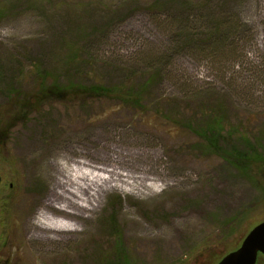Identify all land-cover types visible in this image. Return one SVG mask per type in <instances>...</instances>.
Instances as JSON below:
<instances>
[{"label":"rangeland","instance_id":"rangeland-1","mask_svg":"<svg viewBox=\"0 0 264 264\" xmlns=\"http://www.w3.org/2000/svg\"><path fill=\"white\" fill-rule=\"evenodd\" d=\"M152 1L0 0L9 6L0 16V106L9 102L8 85L36 88L35 72L65 53L77 27L86 31L79 79L114 84L158 62L163 68L144 112L113 100L52 101L3 137L0 264H99V250L114 243L111 217L135 264H216L264 222L263 188L219 157L200 153L189 128H174L155 114L170 113L172 99L183 118L199 101L217 97L232 124L264 132V0L165 6V19L176 9L203 15L201 33L216 18L239 28L237 52L220 64L177 43V34L147 10ZM62 159L116 167L158 187L109 188L95 210L65 218L76 231L42 228L36 216L49 201L58 204L55 163Z\"/></svg>","mask_w":264,"mask_h":264},{"label":"trees","instance_id":"trees-1","mask_svg":"<svg viewBox=\"0 0 264 264\" xmlns=\"http://www.w3.org/2000/svg\"><path fill=\"white\" fill-rule=\"evenodd\" d=\"M188 2L190 3L191 0H170L165 3L163 0H155L148 5L147 10L154 12L158 19H162L160 23L166 25L171 33L177 34V43L181 42L185 47H190L210 61L223 63L227 53L237 52L236 38L239 28L234 25L231 27L229 22H222L221 19L216 18L206 27L205 33H201L198 31L204 25H199L203 15L192 16L180 9H176L167 19L165 16L163 18L165 6L187 5ZM8 9L9 6L0 5V16ZM204 12L203 14L206 15ZM237 20L239 23L242 22L239 17ZM85 33L83 27L80 29L77 27L75 36L64 47L67 48L65 53L56 57L51 67L35 72L36 88L32 92L23 91L19 85L7 86L6 94L9 102L6 106H0V149L4 145L5 135L7 136L17 124L27 119L30 113L40 111L43 105L52 101L113 100L118 106L144 112L145 103L155 98L154 86L160 72L163 74L161 62H158L159 68H152L142 74L129 72L122 82L114 84L96 80V77L90 82L79 79L87 62L80 56L83 51L80 47L83 39L80 37H84ZM163 56L162 53L161 61L165 59ZM212 96L207 98L211 99ZM179 103L170 99L173 110L164 114L158 109L155 111L156 117H164L174 128H189L198 137L196 148L200 153L219 157L230 170L249 177L264 190V181L262 182L260 173L264 174V132H253L249 126L237 127L232 124L227 113V105L221 98L215 97V101L211 103L205 100L199 101L183 118H179L175 111L181 107ZM110 225L114 230L112 234L114 243L110 250H99L98 263L135 264L130 251L125 247L116 230L114 217L110 218Z\"/></svg>","mask_w":264,"mask_h":264},{"label":"bare ground","instance_id":"bare-ground-1","mask_svg":"<svg viewBox=\"0 0 264 264\" xmlns=\"http://www.w3.org/2000/svg\"><path fill=\"white\" fill-rule=\"evenodd\" d=\"M55 171L58 204L49 201L46 210L36 216L35 224L46 229L76 231L75 225L65 218L77 215L75 210H95L101 194L109 188L143 192L158 187L155 181L148 182L138 174L122 173L116 167L98 166L90 160H58Z\"/></svg>","mask_w":264,"mask_h":264},{"label":"water","instance_id":"water-1","mask_svg":"<svg viewBox=\"0 0 264 264\" xmlns=\"http://www.w3.org/2000/svg\"><path fill=\"white\" fill-rule=\"evenodd\" d=\"M258 252L264 253V222L252 228L240 246L216 264H256Z\"/></svg>","mask_w":264,"mask_h":264},{"label":"flooded vegetation","instance_id":"flooded-vegetation-1","mask_svg":"<svg viewBox=\"0 0 264 264\" xmlns=\"http://www.w3.org/2000/svg\"><path fill=\"white\" fill-rule=\"evenodd\" d=\"M256 264H264V253L258 252Z\"/></svg>","mask_w":264,"mask_h":264}]
</instances>
